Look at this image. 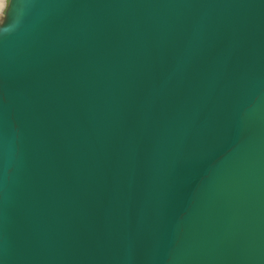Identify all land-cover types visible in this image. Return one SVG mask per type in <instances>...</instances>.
Returning a JSON list of instances; mask_svg holds the SVG:
<instances>
[{"label":"water","instance_id":"obj_1","mask_svg":"<svg viewBox=\"0 0 264 264\" xmlns=\"http://www.w3.org/2000/svg\"><path fill=\"white\" fill-rule=\"evenodd\" d=\"M0 264H264V0H10Z\"/></svg>","mask_w":264,"mask_h":264},{"label":"bare ground","instance_id":"obj_2","mask_svg":"<svg viewBox=\"0 0 264 264\" xmlns=\"http://www.w3.org/2000/svg\"><path fill=\"white\" fill-rule=\"evenodd\" d=\"M10 0H0V20L4 16Z\"/></svg>","mask_w":264,"mask_h":264}]
</instances>
